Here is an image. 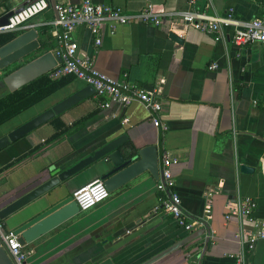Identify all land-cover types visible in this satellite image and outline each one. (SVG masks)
I'll use <instances>...</instances> for the list:
<instances>
[{
    "label": "crops",
    "instance_id": "obj_1",
    "mask_svg": "<svg viewBox=\"0 0 264 264\" xmlns=\"http://www.w3.org/2000/svg\"><path fill=\"white\" fill-rule=\"evenodd\" d=\"M30 0H0V16ZM77 4L79 0H47ZM136 13L154 5L165 12H203L248 22L263 18L264 0H91ZM54 13L47 10L28 24L37 34L50 27ZM182 39L178 45L168 38ZM202 34L192 28L131 24L112 33L100 30V45L94 48L86 28H76L71 37L79 58L88 59L99 73L134 83L147 91L159 90L160 121L166 130L152 127L145 109L137 103L126 107L96 106L93 93L34 130L25 140L34 152L10 167L0 153V202L15 192L35 186L54 164L68 166L97 149L109 138L126 136L139 149L154 145L157 156L166 151L177 163L170 168L173 192L181 208L195 224L191 232L178 228L171 217L155 210L164 195L155 189L157 180L148 172L108 194L103 202L80 212L22 248L24 264H143L192 232L203 235L191 240L152 264H264V238L247 251L240 237L249 235L253 222H264V48L250 44L237 48L229 41ZM52 53L54 40H50ZM214 69H208L210 65ZM70 79L63 87L0 126V137L36 114L85 88ZM0 82V97L7 93ZM126 123L122 124V120ZM59 133L56 139L53 134ZM107 161L88 168L66 184L63 196L99 179ZM252 171L242 173L239 168ZM159 169V167H158ZM255 203L252 221L229 216L238 199ZM4 232L11 224L0 222ZM208 235V237H207ZM207 239V243L205 242ZM239 259V260H238Z\"/></svg>",
    "mask_w": 264,
    "mask_h": 264
},
{
    "label": "built area",
    "instance_id": "obj_2",
    "mask_svg": "<svg viewBox=\"0 0 264 264\" xmlns=\"http://www.w3.org/2000/svg\"><path fill=\"white\" fill-rule=\"evenodd\" d=\"M52 10L54 19L47 23L52 27V39L55 48L52 51L59 62L47 75L50 79L70 77L78 80L93 90V96L97 99L96 106L100 110H106L111 105L126 107L132 103L142 106L149 116L152 127L165 131L166 127L160 121L161 101L159 90L153 88L147 91L126 80H115L96 71L88 59L79 58L77 46L71 34L78 27L88 30L92 38V45L97 48L100 45V30L107 27L112 33L114 29L123 25L143 24L158 26L167 22L169 26L179 25L184 28H192L202 34L211 35L215 39H223L224 31L231 29L230 43L237 47L250 44H258L264 48V16L253 18L248 22H242L232 17V11L227 10L223 16H211L203 12H165L155 9L154 5H146L136 13H126L122 9L105 4H94L91 0H79L77 4H50L47 0H30L17 10H14L6 20V25L0 26V34L16 33L33 28L28 22L37 15ZM212 64L208 69H214ZM126 119L122 120V124ZM177 160L168 152L162 151L157 156V164L160 171V179L157 180L155 189L164 195L160 207L155 210L171 217L175 225L184 232H191L194 225L205 227L209 220V210L205 209L201 220H190L180 205L178 196L173 192L174 179L170 168ZM102 181L96 179L78 188L71 194V198L78 211L85 212L108 197ZM255 203L249 198L238 199L233 207L228 208L225 219L235 216L238 219L252 221V213ZM208 237V235H207ZM264 238V222H253L252 232L240 237L247 251L252 249L253 243ZM0 239L12 264H23L25 252L16 241L10 231L4 232L0 227ZM239 260V259H238Z\"/></svg>",
    "mask_w": 264,
    "mask_h": 264
},
{
    "label": "water",
    "instance_id": "obj_3",
    "mask_svg": "<svg viewBox=\"0 0 264 264\" xmlns=\"http://www.w3.org/2000/svg\"><path fill=\"white\" fill-rule=\"evenodd\" d=\"M50 4L54 3L50 2ZM12 13L13 11H7L0 16V26L6 25V20ZM168 38L178 45L182 43V39L172 33L168 34ZM37 39L34 29L29 28L14 33L13 38L0 47V82L8 92H13L47 74L59 62L57 56L46 51L24 63L25 59L39 50ZM15 66L17 67L13 69ZM9 69L13 70L5 74ZM89 92L93 93V90L86 86L1 136L0 151L85 99ZM104 158L107 164L99 179L108 193L121 188L144 172H148L154 179L160 178L156 147L149 145L138 149L132 141H126V136L122 135L104 140L97 149L73 164L47 166L35 186L23 192L17 191L0 202V222L11 224L9 231L16 236V241L21 248L31 244L77 214L78 209L71 195L63 196L66 184L88 168L97 166L99 161ZM239 171L250 173L252 170L241 166ZM2 230L4 229L2 228ZM201 235H203V231L192 232L143 264H152ZM207 241L205 239L206 243ZM0 264H12L1 239Z\"/></svg>",
    "mask_w": 264,
    "mask_h": 264
},
{
    "label": "trees",
    "instance_id": "obj_4",
    "mask_svg": "<svg viewBox=\"0 0 264 264\" xmlns=\"http://www.w3.org/2000/svg\"><path fill=\"white\" fill-rule=\"evenodd\" d=\"M46 31L47 28L41 30L38 36L39 50L28 59H25L24 63L51 50V37L49 35L46 36ZM13 36L14 33L0 34V47L9 42ZM16 67H13V69ZM13 69H9L5 74L11 72ZM70 79V77L50 79L45 74L13 92H7L4 96L0 97V126L59 90ZM52 124L55 127L62 126L58 119H53ZM58 136L59 133H55L51 139H56ZM34 151L35 149H30L24 137L10 143L0 151L4 158H6L3 168L10 167Z\"/></svg>",
    "mask_w": 264,
    "mask_h": 264
}]
</instances>
